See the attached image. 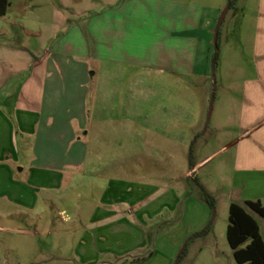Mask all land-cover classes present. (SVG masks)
Returning <instances> with one entry per match:
<instances>
[{
	"label": "crops",
	"instance_id": "1",
	"mask_svg": "<svg viewBox=\"0 0 264 264\" xmlns=\"http://www.w3.org/2000/svg\"><path fill=\"white\" fill-rule=\"evenodd\" d=\"M47 1L53 3L48 20L40 13L32 20L28 6L10 10L11 3L27 0H9L0 15V210L10 218L0 232L13 234L16 245L3 247L0 264H173L184 241L208 224L209 213L185 203L188 189L177 187L178 177L168 171L153 183L151 170L130 168L127 178L115 168L103 172V165L94 170L89 164L105 161L89 155L90 137L93 132L97 142L108 143L105 132L113 130L120 111L104 99L119 94L126 71L134 84L180 83L181 90L186 76L208 77L200 56L206 51L208 58L221 7L183 0L35 3ZM95 10L91 47L85 20ZM252 24L257 76L244 83L230 178L239 195L228 202L247 212V200L264 206V0H256ZM141 90L127 98L134 120L169 140L173 125L185 124L183 97L158 96L150 87L157 98L148 113ZM88 98L94 100L91 108ZM78 172L97 178L95 203L65 205L71 212L64 215L65 227L35 225L44 209L40 196L70 184ZM199 172L197 165L194 175L202 183ZM182 174L184 179V169ZM41 228L50 237L45 248Z\"/></svg>",
	"mask_w": 264,
	"mask_h": 264
},
{
	"label": "rangeland",
	"instance_id": "2",
	"mask_svg": "<svg viewBox=\"0 0 264 264\" xmlns=\"http://www.w3.org/2000/svg\"><path fill=\"white\" fill-rule=\"evenodd\" d=\"M183 1L204 4L206 7L211 5L221 7L217 14L215 27L222 11L227 7L218 28L221 57L218 58L214 72L212 73V70L210 72V62H207L206 59L209 60V55L214 50L215 27L212 32L211 44L208 47V58L207 56L205 58L206 51L201 52L200 56L201 65L205 64L204 61H206L208 77L198 79L195 76H186L182 90L180 83L178 86L176 83L134 84L129 82L131 77L126 71L119 83V94L111 99H104L107 106L109 103H114L116 109L120 111L118 120L113 124V130L105 132L109 139L108 143L97 142L93 132L90 137L92 144L90 143L88 149L89 155L99 154L103 156L105 163L89 165L93 166L94 170L99 165L107 166L103 172H110L113 170L112 168H115V172L124 178L128 177L130 168L147 174L149 173L148 170H151L152 177L148 181L153 183H160L157 176L165 174L167 171V174L178 177L177 182L179 181L180 184L177 187L183 185L188 189L185 203L194 204L203 211L207 210L210 215L209 231L203 236L184 241L186 254L178 264H236L232 250L226 240L225 228L228 223L229 199L236 200L239 195L237 183L232 184L230 178L234 174L233 156L236 149L237 122L241 110L244 83L247 79L257 76V67L253 58L254 34L252 24L256 12V0H235L230 8H228L229 0ZM27 2L26 4L11 3L10 10L19 12L23 7L28 6V9L33 11L30 18L35 19L37 13L42 14L46 20L50 18L52 2L47 1L41 4L35 3V0H27ZM97 13V10L91 12L88 16L90 18L85 20L90 35H84V38L91 47L95 46V43L92 42L93 38H96ZM145 43L146 41H143L141 45L144 46ZM150 87H152L151 91L158 93V96L163 93L175 99L178 93L179 98L183 97L185 124L176 128L175 123L174 129L169 130V134L173 135L169 140L159 137L157 131L149 130L145 125H140L139 122L136 123L133 118L134 106L127 98L130 94L133 95L135 88L142 89V98H140L144 108H148L149 111L147 112L151 113V110H155L153 107L155 100L151 101V99H155L157 96L153 97L155 94L150 93ZM146 96L148 100L145 103L144 98ZM211 97V111L208 115ZM92 102H94L93 98H88L87 107L91 108ZM196 134L199 135L192 145L193 167L195 171L198 165L200 177L203 180L201 184L214 199L213 207L206 203L201 190L193 180L187 179V175H189V146ZM106 136L105 139L107 140ZM110 167L111 169H109ZM182 169L185 170L184 179L182 178ZM92 176L86 177L78 172L70 184H63L57 191L46 193V196L42 194L39 202L42 203L44 209L39 215H35L34 224L52 229L65 227L68 223L64 215L71 213L63 210L65 205L71 208L73 205L91 206L95 203L100 191L97 186V178ZM94 176L96 175L94 174ZM3 201L5 200L0 198V202ZM247 210L258 221L260 234L264 239V218L250 209ZM79 218L82 219V217ZM8 219L10 218L1 216L0 210V224L8 221ZM42 231L43 228H41L39 242L41 247L45 248L50 245V237L48 231ZM4 246L9 248L16 246L13 234L0 232V257L6 254L3 251Z\"/></svg>",
	"mask_w": 264,
	"mask_h": 264
},
{
	"label": "trees",
	"instance_id": "3",
	"mask_svg": "<svg viewBox=\"0 0 264 264\" xmlns=\"http://www.w3.org/2000/svg\"><path fill=\"white\" fill-rule=\"evenodd\" d=\"M235 0L228 1V8L234 4ZM9 0H0V15H2ZM219 58V31L216 33L214 39V50L211 56V69L214 72ZM196 134L189 146L188 153V170L189 178L193 180L195 185L201 190L206 203L210 206H214L213 197L208 194L204 186L199 182V180L194 175L193 167V152L192 145L194 140L198 137ZM246 206L254 211L256 214L264 218V206L261 205L258 200H247L245 201ZM228 224L226 227L225 235L228 245L232 249V255L234 261L237 264H264V241L259 234V227L255 219L239 204L231 202L228 207ZM210 228V221L201 230L191 234L188 239L194 237H200L205 235ZM187 239V240H188ZM186 244V243H185ZM185 244L180 249L178 255L176 256L173 264H178L181 259L186 254Z\"/></svg>",
	"mask_w": 264,
	"mask_h": 264
},
{
	"label": "water",
	"instance_id": "4",
	"mask_svg": "<svg viewBox=\"0 0 264 264\" xmlns=\"http://www.w3.org/2000/svg\"><path fill=\"white\" fill-rule=\"evenodd\" d=\"M226 10H227V7L222 11V13H221V15H220V17H219L218 23H217V25H216V27H215V34H214V37H216V33H217V31H218L219 25H220V23H221V21H222V19H223V17H224V14H225ZM211 104H212V97H211V99H210V103H209L208 115H209V113H210V111H211Z\"/></svg>",
	"mask_w": 264,
	"mask_h": 264
}]
</instances>
